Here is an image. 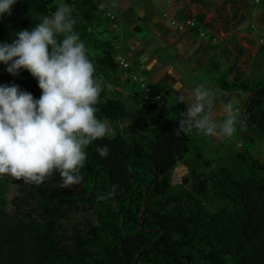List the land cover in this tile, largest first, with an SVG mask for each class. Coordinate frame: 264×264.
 <instances>
[{
	"label": "trees",
	"instance_id": "obj_1",
	"mask_svg": "<svg viewBox=\"0 0 264 264\" xmlns=\"http://www.w3.org/2000/svg\"><path fill=\"white\" fill-rule=\"evenodd\" d=\"M102 2L19 0L12 14L0 21V43L11 42L16 31L31 29L44 17L52 18L67 3L73 9L71 18L76 19L73 30L85 41L96 75L102 79L108 71L122 70L132 73L134 81L136 71L131 63L127 69L118 63L120 45L97 39L105 32L99 30L102 22L109 27L116 23L119 28L117 14ZM229 2L236 14L240 2L249 16L259 7L249 0ZM196 20L197 30L210 29L205 14ZM66 34L71 33L59 34L58 42ZM6 68L0 62V85L15 83L39 98L42 90L28 71L13 76ZM241 79L223 81L220 88L249 92L239 117L243 122L240 133L263 134L264 80L250 84L249 79ZM105 81L97 116L112 123L117 133L88 146L80 184L61 187L59 172L39 184L0 176V205L24 210L40 242L34 247L0 215V264H264V162L251 154L256 138L250 134L243 147L238 144L239 151L224 158H206L186 132L187 126L181 129L180 120L185 117L180 116L177 103H171L160 87L149 82L152 93L161 94L166 105L152 103L143 87L137 95L161 119L158 128L143 115L133 114L120 93ZM104 145L110 148L106 158L97 151ZM180 163L189 172L175 183L174 170ZM245 181L263 194L261 201L250 205L245 200ZM79 213L94 220L76 222Z\"/></svg>",
	"mask_w": 264,
	"mask_h": 264
},
{
	"label": "clouds",
	"instance_id": "obj_2",
	"mask_svg": "<svg viewBox=\"0 0 264 264\" xmlns=\"http://www.w3.org/2000/svg\"><path fill=\"white\" fill-rule=\"evenodd\" d=\"M17 3L0 0V21L12 14ZM72 13V7L62 3L52 18L44 17L35 27L16 31L11 42L0 43V62L7 65L6 71L13 76L28 71L42 90L37 98L18 84L0 85V176L39 184L59 172L61 187L80 184L86 149L109 134L108 124L97 116L104 81L96 75L85 41L73 30ZM65 33L71 34L58 42V35ZM210 96L202 85L184 91L179 103H190L187 112H180L185 117L181 129L195 128L217 139L233 137L239 111L226 102L224 119L217 123L205 111L212 102L205 98ZM97 151L105 158L110 154L107 145Z\"/></svg>",
	"mask_w": 264,
	"mask_h": 264
},
{
	"label": "rangeland",
	"instance_id": "obj_3",
	"mask_svg": "<svg viewBox=\"0 0 264 264\" xmlns=\"http://www.w3.org/2000/svg\"><path fill=\"white\" fill-rule=\"evenodd\" d=\"M130 1V18H128L127 13L122 11L121 7L115 9V13L122 23V28L127 31V34H125V36L123 35L122 37L118 36L117 34L114 35V32H112L110 28H117L108 27L109 29L106 28L107 30L104 32V35H97V39L104 41H114V45L119 44L121 48H124L125 50H127L126 45L129 44V40L131 39V37H133V35H135L137 39L143 40L144 42H150L151 40H154L155 34L146 26V23L149 20L148 16L145 17V19L142 17L144 9L145 11H150L149 14L151 15V11L159 12L164 10L170 0ZM171 2L173 3L171 8L172 10L178 5L184 6L181 11L174 9L175 12H173L175 14H178L179 16L187 14L186 16H189L193 20L197 21V15H199L200 13L205 14V21L212 28L211 29L209 27L210 29H202V32L206 33L205 36L201 35L202 32L201 30H197V27H189L187 30L189 32H193V34L196 36L198 43L194 48L195 50H197L196 48L198 46H201L200 55L203 56L204 60V67L201 69L200 73L196 74V76L191 74L187 69L186 71L183 70L185 74H188V77L192 84L191 88L194 89L200 84V86L202 85L204 88H207L211 92V96L206 97L205 100L207 101L211 99L212 102L210 105L206 104L205 111L209 112L217 123L222 122V120L224 119L222 106L226 102H231L234 105V107L239 111L241 118L246 106V102L248 100L249 92L243 90H221L220 85H216L217 83L221 84L223 81H227L229 83L233 82L229 80L230 67L235 64L236 61L235 58L229 61L230 53L227 51H223V49L225 47H228L229 44L226 41L221 40V38L227 37L226 32H230L228 36V38L230 37L229 42L234 41L233 38L237 40L239 37L238 33L242 31V29L246 30L248 29V27H251L255 23V18L253 20V14L252 16H249V11L242 6L243 2H240L237 14L235 12L236 9L231 7L229 0H171ZM254 2L255 0H249V3L251 5H254ZM255 3L259 7L264 8V1L261 2V0H258ZM175 14H173L174 17L176 16ZM146 15L147 13H145V16ZM173 16H170L172 20L175 19ZM172 20L169 19L168 21L169 27L179 31L172 23ZM102 24L103 27H101L100 29H102L103 31V29L105 28L104 22H102ZM131 25H139L141 31H134L133 29L130 30ZM261 34L263 35V32H261ZM155 47L156 53L161 59H165L167 60V62H172L176 67L177 64H179L178 68H181L180 63L177 62L178 56L173 49H168L166 45L160 46L159 44H155ZM236 51L237 50L235 48H232V53H235ZM118 54L121 55L122 53L118 51L117 55ZM244 56L248 64L250 62L249 55ZM138 61L139 60L133 61L137 67H139L140 65ZM134 64L131 62V66L136 69ZM216 64H218V67H216ZM135 74L143 76L141 72H136ZM252 76L254 83L252 81H249L251 82L250 84L260 83L264 80V70L261 73L254 72ZM130 77H132V73L130 72H124L121 70L118 73H112L108 71L107 74L103 75L102 80H106L105 82L110 85L113 90L120 93V99L126 104L127 108L133 114H135L137 117H140L138 114L143 115L148 121L151 122L153 127L160 126L161 119L151 110L147 109L142 102L137 100V95L141 92V85L137 82L131 81ZM145 78H147L146 80H148V83L151 82L148 77ZM241 80L247 81V78H242ZM157 86L160 87L159 89L162 90L163 94L169 95V99L175 97V93L171 89H168L166 86L163 87L159 84ZM218 106L219 108L216 109ZM186 108L188 109V107H185V112L188 111ZM105 122L109 126V134L107 136H114L117 133V130L112 123L108 121ZM241 124H243V122L241 121V119H239L237 124V133L233 137L227 139H217L214 137L205 136L195 130V128H193L191 132H189L188 130H186V132L190 136H192L194 140H196V145L200 147L202 153L206 158H215L221 155L224 158L231 151H239L240 147H238V144L243 143V147L244 144L247 143V136L251 134L256 138V143L251 149V154L255 159L264 162V133L262 132L263 134H259V132H257L256 134H253L248 130L247 135L245 133L242 134L240 133ZM188 172V168L180 163L174 170V182H182L184 176L187 175ZM243 186H245L244 193L246 192L244 198L246 201L250 200V205L258 203L262 200L263 194L258 192L256 189H253V187L255 186L251 182L245 181ZM12 190H14V187ZM12 192L9 194V198L12 197ZM0 215L7 222L14 225L34 247L37 248L38 245H40V242H36L37 238L29 228L28 218L24 210L16 209L11 205H0ZM88 219L94 220V217L84 213H79L76 216V222L84 223Z\"/></svg>",
	"mask_w": 264,
	"mask_h": 264
},
{
	"label": "crops",
	"instance_id": "obj_4",
	"mask_svg": "<svg viewBox=\"0 0 264 264\" xmlns=\"http://www.w3.org/2000/svg\"><path fill=\"white\" fill-rule=\"evenodd\" d=\"M263 1L264 0H261V2ZM130 2V0H103L102 5L113 12H115L116 8L121 7L122 11L127 13L128 18H130ZM172 5L173 3L170 0L164 10L159 12L151 11V15L149 14L150 11H145L144 9L142 17L145 19V17L148 16L149 20L147 21L146 26L153 31L155 38L150 42H144L133 35L129 40V44L126 45L127 50L122 48L124 49L122 50V53L129 58L130 63L132 62L134 64V60H139V67L134 64L136 72H141L142 75L148 77L155 85L159 84L171 89L175 93V97L170 99L171 103H177L179 110L184 112L185 107H189L190 102L179 103V97L185 90L192 89V84L188 74H185L183 70L186 71L187 69L191 74L196 76V74L200 73L201 69L204 67V60L203 56L200 55L201 46H198L196 48L197 50L194 48L198 41L193 32H180L169 27L168 21L170 16L175 14V10L181 11L184 7L183 5H178L174 8L175 10H172ZM145 13H147L146 16ZM165 13H168L170 16L166 17ZM175 15L178 18L175 17L180 20L189 18V16H186L187 14L181 16L178 14ZM253 20L256 24L254 23L246 30L242 29V31L238 33L239 37L237 40L233 38L234 41L229 42L230 37L228 38V36L230 32H226L227 37L221 38V40H224L229 44L228 47L223 49L224 52L227 51L230 53H228L230 55L229 61L233 58L236 59L235 64L230 67L229 80L231 81L239 78H247L250 81H254L252 74L254 72L261 73L264 70V51H262V47L264 46V8L258 7L253 11ZM108 27L109 26L106 24L103 30L106 31V28ZM110 29L114 32V35L117 34L122 37L127 34V31L122 28L120 20L119 28ZM131 29L134 31H141L139 25H131L130 30ZM261 32H263V35ZM155 44H159L160 46L166 45L168 49H173L178 56L177 62L180 63L181 68H178L179 64H177L176 67L172 62H167V60L161 59L156 53ZM232 48H235L237 51L232 53ZM244 55H249L250 62L248 64ZM216 67H218V64H216ZM216 85L218 86L220 83H217ZM249 97L250 94L248 98ZM191 102H194V100ZM218 108L219 106L216 109Z\"/></svg>",
	"mask_w": 264,
	"mask_h": 264
},
{
	"label": "built area",
	"instance_id": "obj_5",
	"mask_svg": "<svg viewBox=\"0 0 264 264\" xmlns=\"http://www.w3.org/2000/svg\"><path fill=\"white\" fill-rule=\"evenodd\" d=\"M104 7L103 6H100L98 8V11H103ZM108 16L111 17V20L112 19H115V15L111 12H108L107 13ZM165 16L168 17V13H165ZM175 19L172 20V18H170L172 20V23L175 25V27L179 30V31H187L189 27H196V21L193 20L192 18H187V19H183V20H180V19H177L176 17H174ZM114 28H118L117 24L114 23L113 26ZM202 36H205L206 33L205 32H202L201 33ZM118 59V63L119 65L124 69H127L130 67V60L129 58L124 55V54H121L117 57ZM133 80L134 82H137L141 85V87L144 88L145 90V94H146V97L150 99V101L152 103H159L160 105H166L167 104V100L159 93H152V88L151 86L149 85V83L147 82L146 78L143 77V76H139L138 74H135L134 77H133Z\"/></svg>",
	"mask_w": 264,
	"mask_h": 264
},
{
	"label": "water",
	"instance_id": "obj_6",
	"mask_svg": "<svg viewBox=\"0 0 264 264\" xmlns=\"http://www.w3.org/2000/svg\"><path fill=\"white\" fill-rule=\"evenodd\" d=\"M173 178H174V181H175V176H174V175H173ZM143 218H144V217H143V215H142V221H143Z\"/></svg>",
	"mask_w": 264,
	"mask_h": 264
}]
</instances>
